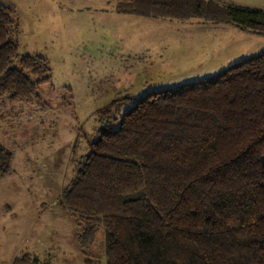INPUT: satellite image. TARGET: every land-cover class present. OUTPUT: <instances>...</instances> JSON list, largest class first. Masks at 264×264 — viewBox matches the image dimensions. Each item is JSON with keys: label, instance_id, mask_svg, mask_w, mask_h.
<instances>
[{"label": "trees", "instance_id": "1", "mask_svg": "<svg viewBox=\"0 0 264 264\" xmlns=\"http://www.w3.org/2000/svg\"><path fill=\"white\" fill-rule=\"evenodd\" d=\"M116 10L264 32V9L216 0H119ZM18 29L15 8L0 3V100L38 103L51 69L19 54ZM96 115L60 199L83 254L102 230L105 264H264V49ZM12 158L0 143V178ZM30 263L28 253L12 261Z\"/></svg>", "mask_w": 264, "mask_h": 264}, {"label": "rangeland", "instance_id": "2", "mask_svg": "<svg viewBox=\"0 0 264 264\" xmlns=\"http://www.w3.org/2000/svg\"><path fill=\"white\" fill-rule=\"evenodd\" d=\"M0 1L16 6L19 54H39L51 69L38 103L0 100V143L13 153L0 178V264L25 253L30 264H85L86 255L105 264L103 231L83 254L60 204L99 125L96 110L214 75L264 49V32L122 13L119 0ZM216 1L264 9V0Z\"/></svg>", "mask_w": 264, "mask_h": 264}, {"label": "crops", "instance_id": "3", "mask_svg": "<svg viewBox=\"0 0 264 264\" xmlns=\"http://www.w3.org/2000/svg\"><path fill=\"white\" fill-rule=\"evenodd\" d=\"M0 3L3 4V5H10V6L14 7L15 10H16V6L15 5H12L11 3H8L6 1H0Z\"/></svg>", "mask_w": 264, "mask_h": 264}]
</instances>
